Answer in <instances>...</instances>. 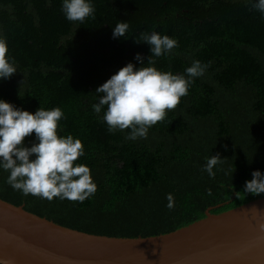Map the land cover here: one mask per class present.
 Segmentation results:
<instances>
[{
	"label": "trees",
	"instance_id": "obj_1",
	"mask_svg": "<svg viewBox=\"0 0 264 264\" xmlns=\"http://www.w3.org/2000/svg\"><path fill=\"white\" fill-rule=\"evenodd\" d=\"M63 2L0 0V38L17 68L0 78V100L33 114L61 108L59 135L82 141L76 163L90 168L97 191L82 203L26 196L0 167L1 199L77 231L137 238L264 198L236 196L254 171L264 174V13L255 0H89L95 12L83 22H70ZM121 22L128 31L114 38ZM153 32L178 42L153 57L158 70L188 78L194 61L208 67L146 138L130 140L131 129L109 131L106 106L94 112L96 89L129 63L143 66L138 53L149 66L151 46L137 41ZM36 142L33 134L25 145ZM217 154L224 162L213 178L204 168Z\"/></svg>",
	"mask_w": 264,
	"mask_h": 264
},
{
	"label": "clouds",
	"instance_id": "obj_2",
	"mask_svg": "<svg viewBox=\"0 0 264 264\" xmlns=\"http://www.w3.org/2000/svg\"><path fill=\"white\" fill-rule=\"evenodd\" d=\"M253 7L264 13V0H255ZM70 22H83L93 16L95 9L89 0H64L63 9ZM127 22L118 23L113 31L114 38L124 37L128 31ZM151 46V56L144 66V58L138 53L136 59L143 65L136 68L129 63L112 75L96 89L99 102L93 105L99 114L106 106L103 116L109 131L131 129L130 140L146 138L148 130L162 122L169 111L175 110L181 99L188 95L192 78L205 74L207 65L194 61L186 69L185 75L158 70L153 57H161L178 47L177 40L167 35L153 32L141 34L139 42ZM8 45L0 38V78H10L17 68L8 57ZM64 118L61 108L45 110L40 107L35 114L16 108L13 104L0 100V167L8 171V184L24 195H33L49 201L54 198L83 202L97 191L88 166L77 164L84 155V145L72 135H59L60 121ZM35 134L36 143L25 145L26 138ZM33 157H35L33 159ZM224 159L214 155L207 159L205 171L215 177L213 169ZM253 179L246 181L240 194L264 193V174L252 173ZM211 195V190H209ZM169 209L174 208L172 194L167 196ZM264 229V224L260 225Z\"/></svg>",
	"mask_w": 264,
	"mask_h": 264
},
{
	"label": "water",
	"instance_id": "obj_3",
	"mask_svg": "<svg viewBox=\"0 0 264 264\" xmlns=\"http://www.w3.org/2000/svg\"><path fill=\"white\" fill-rule=\"evenodd\" d=\"M264 198L153 237L61 226L0 198L1 264H264Z\"/></svg>",
	"mask_w": 264,
	"mask_h": 264
}]
</instances>
